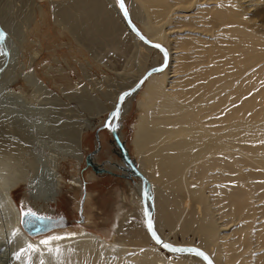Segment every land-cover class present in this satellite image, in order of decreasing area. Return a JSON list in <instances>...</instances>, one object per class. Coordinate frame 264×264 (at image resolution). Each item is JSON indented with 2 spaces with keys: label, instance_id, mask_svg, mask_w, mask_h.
Returning a JSON list of instances; mask_svg holds the SVG:
<instances>
[{
  "label": "bare ground",
  "instance_id": "bare-ground-1",
  "mask_svg": "<svg viewBox=\"0 0 264 264\" xmlns=\"http://www.w3.org/2000/svg\"><path fill=\"white\" fill-rule=\"evenodd\" d=\"M27 1L30 5V0ZM117 1L107 0L117 15L106 7V0L51 2L57 22L80 42L84 40L93 46L115 38L110 46L123 51L129 45L127 39H132L135 58L142 67L137 72L139 76L130 86L116 90V97L103 111L111 112L110 126L119 95L123 94L115 124L121 146L115 143L121 151L115 152L125 161L109 164L112 169L122 171L127 179L135 176L140 179L133 187V209L124 211L125 216L116 226L112 242L109 233L103 237L84 228L78 232L56 231L33 240L24 232L20 224L22 213L11 196V191L26 177L24 174L12 177L0 174L7 228L12 234L19 233L17 237L21 243L31 244L38 250L27 257L32 264H206L196 251L164 249L150 236L142 224L145 220L142 193H145L153 231L161 242L177 243L170 240L174 231L186 236L193 233L199 237L196 248L208 256L211 264H264V254L255 256L252 253L255 249L257 252L264 250V35H259L245 23L239 0H213L216 6L208 10L210 19L213 25L223 27L224 35L210 36L203 42L198 35L196 42L185 41V46L192 49L190 57L177 62L175 50L178 51L180 41L170 35L167 24L182 14L174 12L171 0H133L130 7L127 0H123L136 28L140 31L139 25L144 26V32H140L147 41L163 48L171 46L165 47L164 53L135 34ZM39 10L42 12V8ZM116 23L125 30L124 33L127 32L126 37H131L125 38L126 42L122 41L123 34L117 33ZM217 38L220 39L217 41ZM152 51L156 55L161 52L164 59L160 66H155L158 69L149 72L133 90L138 80L150 70H145L143 64L146 53ZM126 71V75H131L134 69ZM30 78L37 89H47L33 72ZM84 90L82 87L76 94L82 103L94 109V101L92 104ZM139 93L142 96L138 104L141 114L135 124L133 139L137 164L123 143L122 119ZM19 128H13L11 132L24 140L25 134ZM89 128L95 126L89 123L84 129L73 127L63 131L64 143L69 146L66 157L76 162V170L84 161V132ZM1 135L0 153L18 149L7 144ZM122 149L134 168L144 176L143 182L126 161ZM60 159L53 160L50 176L45 182L37 187L35 182L29 196L31 202L49 207L57 199L62 183ZM73 183L80 187L79 176ZM259 219L262 220L255 234L252 230ZM232 235L237 236L230 238ZM54 237L61 239L53 240ZM43 240H52V244L46 247L41 243ZM190 241L185 245L188 246ZM242 247L244 251H241ZM160 248L172 253V258L167 259ZM55 249L60 250L59 255ZM41 256L46 260L42 261Z\"/></svg>",
  "mask_w": 264,
  "mask_h": 264
},
{
  "label": "rangeland",
  "instance_id": "rangeland-1",
  "mask_svg": "<svg viewBox=\"0 0 264 264\" xmlns=\"http://www.w3.org/2000/svg\"><path fill=\"white\" fill-rule=\"evenodd\" d=\"M51 1L53 0H30L29 5L27 0H4V2L0 0V17L6 15L5 18L12 23L10 24L5 18H0V34L5 36V39L0 41V135L3 133L1 136L6 143L8 142L7 144L13 145L16 149L18 147L17 150L12 148V152L0 153V174L4 177L24 174L23 176L26 177L11 191V196L22 214L31 209L36 214L56 219L54 229L51 231L28 235L24 230L33 240L56 231L67 232L72 230L78 232L82 228L87 229L84 225V220H87L85 221L88 226L87 230L93 228L92 230L97 232L91 229L89 231L98 235L102 234L103 237L109 233L108 236L112 242L117 229L116 226L125 216L124 213L133 209V187L139 178L135 176L126 179L127 177H124L123 172L120 171L114 172L115 174L107 172L96 181H89L87 176L92 171V167L87 159L94 156L100 165H104L110 160L109 155L120 162L124 160L123 157L115 154L117 150L121 151L115 141L114 144L117 146L115 153L113 146L107 144L106 148L105 142L113 141V137L105 126L106 118L110 116L111 112H104L103 110L108 108L116 97V90L119 91L120 88L130 86L135 81L142 67L139 66L138 60L135 58L136 51L133 49L132 39L128 38L129 35L126 37L127 32L124 33L125 30L122 28L121 31L118 23H116L117 33L123 34L122 41L126 42L125 38H128L129 47L126 45L127 47L122 51L119 48H114L113 45L110 46L115 38H111L112 41L108 39L106 44L91 46L87 41L76 40L57 22ZM171 2L174 12L182 14V16H175L177 21L171 20L167 24L168 31L171 32L170 35L180 41L178 51L175 50L178 52L176 54L177 62H183L190 57L192 49L185 46V41L192 40L193 42L195 40L196 42L198 35H201L200 41L202 42L207 41V38H211L210 36L214 38L217 34L218 37L224 35L222 33L224 32L223 27L213 25L210 19L208 10L216 6L213 0H203L202 2L199 0H181L180 4H178L179 0H171ZM127 3V6L130 7L133 0H127ZM117 4L119 6L118 1ZM239 4L242 6L245 23L257 31L259 35H264V0H239ZM106 7L109 10L111 8V11L117 15L112 4L108 2ZM40 8H42V12H40ZM118 17L116 16V18ZM139 27L140 31L144 32V26L139 25ZM219 39L217 38V41ZM183 42L184 48H182ZM165 47L171 48L170 45ZM158 54L159 58L153 51L146 53V56L149 55L150 57H146V62L143 64L145 70L160 66L162 63L160 61L164 58L161 52ZM130 68H133L134 72L131 75H126V70ZM32 72L45 85L46 90L37 89L38 86L33 84L30 78ZM82 87L85 88L84 93L87 92V97L90 96L89 99L92 104L94 101V109L82 103L83 101L76 94ZM106 94L109 96L106 97ZM141 98V93L135 95L132 100V108L122 119L123 142L126 144L129 156L137 164L138 157L133 146V139L135 124L141 114L138 105ZM97 101L100 103L98 104ZM89 123L95 128L86 129L84 132L85 139H83L82 146L84 161L76 170L74 166L76 162L66 157V155L69 156V146L64 143L63 131L73 127L84 129ZM18 127L25 134L24 140L17 138V135L11 132V129ZM105 131L106 134L100 148V135ZM110 148L112 153L106 152V149ZM55 158L62 159V161L59 160V173L62 176L61 192H59L57 199L49 204V207L39 202H31L29 196L32 195L33 186L37 183L35 185L37 187L47 180ZM119 161L115 162L118 163ZM92 163L96 167L98 166L95 158H92ZM108 164L109 162H107ZM32 165L35 167L32 168ZM105 170L109 171L108 169ZM44 175L45 178H43ZM76 176H79L81 180L80 187L73 185ZM92 177L90 176L91 179ZM91 190L98 192L96 205L99 209V219L89 214L91 210L90 196L87 194L86 199H84L85 194ZM118 190L125 192L129 197L125 203V210L118 209L117 213H112V204L118 198L115 192ZM122 199L126 201L125 196H122ZM109 215L110 217H108ZM6 219V213L2 208L0 190V264H32L28 261V256L19 260L16 258L21 249L27 248V245L21 243L17 236H13L7 228ZM140 220H142L141 217ZM261 220L255 222L256 227L252 230L255 234L259 229ZM95 221L100 223L95 224ZM93 224L98 226L92 227ZM142 224L146 229L144 219ZM106 226L108 227L105 228ZM237 226L238 223L234 225V227ZM166 232L169 233L167 228ZM236 236L232 235L230 238ZM170 240L174 243L177 242L175 244L182 245L191 240L188 246L190 244L199 247V237L193 233H188L186 236L181 232L174 231ZM160 250L167 259L172 258V253L161 248ZM241 251H244V247ZM252 253L255 256H260L264 254V250L257 252L255 249ZM192 258L197 259L198 257L193 256ZM41 259L42 261L46 260L43 256Z\"/></svg>",
  "mask_w": 264,
  "mask_h": 264
},
{
  "label": "water",
  "instance_id": "water-1",
  "mask_svg": "<svg viewBox=\"0 0 264 264\" xmlns=\"http://www.w3.org/2000/svg\"><path fill=\"white\" fill-rule=\"evenodd\" d=\"M120 2V5H121V0H118ZM122 6V11H123V14H124V18L127 22V24L133 28L135 34L137 36H139L143 41H145L147 44L149 45H152V46H156L161 52H165L164 51V48L160 45H157V44H154V43H150L149 41L146 40V38L141 34V32L136 28V25L131 21L129 15H128V12L124 6V4L121 5ZM164 66V62L162 64L161 67ZM158 68L154 67L152 69H150L148 72H146L137 82L136 86L133 87V90L135 88H137L141 82L144 80V78L149 74V72L151 71H154ZM132 90V91H133ZM122 96L123 94H120L119 95V98H118V102L116 104V108L114 110V113H113V117L111 119V125L108 126V118H106V121H105V125L107 127H109V130L112 134V137L114 138L115 142L118 144V146L120 147L121 146V142L118 138V135L116 133V130H115V124H116V121H117V118H118V114H119V105H120V101L122 99ZM123 150V153L125 155V159L126 161L132 166V169L134 170V172L141 177L142 179V182L144 180V176L136 169L134 168V166L132 165L130 159L127 157V155L125 154L124 152V149ZM142 201H143V210H144V215H145V222H146V227H147V231L148 233L150 234V236H152V238L157 242V239L156 237L153 235V226H152V223H151V219H150V215H148V208H147V202H146V194L145 193H142ZM38 216H40L41 218H46V219H41V220H33L32 223H30V227L29 226H26L25 223H23L22 221L25 219V217L23 216L22 214V219L20 221V224L22 226V228L25 230V232H27L29 235H35V234H40V233H44V232H47L48 230L52 229L54 226H55V221L56 219L55 218H52V217H49V216H45V215H41V214H37ZM149 225H151V228L149 227ZM158 243V242H157ZM162 248L164 249H171V250H177V249H183V250H193V251H198V252H201L203 253L205 256H207L202 250L196 248L195 246H179V245H175V244H168V243H165V242H161V243H158ZM165 245H168L169 247H165ZM208 258V256H207ZM202 259L205 261L206 264H211L210 263V259L208 258L207 260L204 259L202 257Z\"/></svg>",
  "mask_w": 264,
  "mask_h": 264
},
{
  "label": "crops",
  "instance_id": "crops-1",
  "mask_svg": "<svg viewBox=\"0 0 264 264\" xmlns=\"http://www.w3.org/2000/svg\"><path fill=\"white\" fill-rule=\"evenodd\" d=\"M110 133V132H109ZM105 134H106V131L105 132H102L101 133V139H100V143H99V146H100V148H101V146H102V141L104 140V137H105ZM85 139V138H84ZM123 143H125V142H123ZM107 144L109 145V146H113L114 147V153H115V150H117L116 149V145L114 144V139H113V141H108V142H105V145H106V148H107ZM126 149H127V147H126ZM112 150H111V148L110 149H106V152H109V153H112L111 152ZM128 151V150H127ZM129 153V152H128ZM116 154V153H115ZM118 156V155H117ZM109 157H110V160L109 161H107V162H109V163H112V164H114V163H116L115 161H119V160H115V158L113 157V156H111V155H109ZM92 158H95V162L98 164V166L96 167L95 165H94V163H92ZM87 161H88V163L91 165V167H92V171L91 172H89V174H88V176H87V178H88V180L89 181H96L97 179H99L100 177H102L105 173H107V172H109V173H113V174H115L114 172H120V170H117L116 171V169H112L111 168V164H108L107 165V162L104 164V165H100L98 162H97V159H96V157H94V156H91V157H89L88 159H87ZM120 162V161H119ZM105 169H108L109 171H107V170H105ZM90 176H93L92 177V179L90 178ZM115 176H117V175H115ZM124 176V175H123ZM127 179V178H126ZM116 194H117V199H116V201H115V203L114 204H112V213L113 212H116L117 213V210L118 209H123V210H125V203L127 202V200H128V197H129V195H126L125 194V192H122V191H116L115 192ZM87 194L90 196V198L89 199H91L90 200V211H89V214L91 215V216H93V217H96V218H98L99 219V214H98V211H99V209H98V207H97V205H96V200H97V198H98V192H96V191H88L86 194H85V197H84V199H86V196H87ZM92 194V195H91ZM91 196H92V198H91ZM122 196H125L126 197V201H124L123 199H122ZM84 209H85V203H84ZM111 213V214H112ZM110 214V215H111ZM110 215L108 216V217H110ZM84 217V216H83ZM102 218V217H101ZM100 218V219H101ZM152 218H153V215H152ZM154 219V218H153ZM85 221H87V220H84V225L86 226V228L88 229V226L86 225V222ZM98 223H100V222H98V221H95V224H98ZM95 224H93V225H91L92 227H96V226H98V225H95ZM101 224H103V223H101ZM108 226H106L105 228H107ZM90 228V227H89ZM91 230L93 229V228H90ZM89 229V230H90ZM92 231H95V230H92ZM95 232H97V231H95Z\"/></svg>",
  "mask_w": 264,
  "mask_h": 264
},
{
  "label": "snow or ice",
  "instance_id": "snow-or-ice-1",
  "mask_svg": "<svg viewBox=\"0 0 264 264\" xmlns=\"http://www.w3.org/2000/svg\"><path fill=\"white\" fill-rule=\"evenodd\" d=\"M123 4V0H121V5ZM5 39V36L4 34H0V41L4 40ZM23 216L25 217V219L22 221L23 223L25 224H30L32 223L33 220H41V219H46V218H41L40 216H38L35 212H33L31 209L23 212ZM149 227L151 228V225H149ZM19 235V233H13V236H17ZM153 235L155 236V232H153ZM61 239V237H54L53 240H59ZM157 242L158 243H161V241L159 240V238L157 237ZM41 243L43 245H45L46 247L50 246L52 244V240H43L41 241ZM165 247H169L168 245H165ZM51 250V249H50ZM38 251L36 248H34L31 244H29L27 246V248H24V249H21V251L17 254V259H21L22 257H25V256H29L31 255L32 252H36ZM57 255H59V252L60 250L59 249H55L54 250ZM177 251H181L179 249H177ZM197 255L203 257L204 259H208L207 256H205L203 253L201 252H198L196 253Z\"/></svg>",
  "mask_w": 264,
  "mask_h": 264
},
{
  "label": "flooded vegetation",
  "instance_id": "flooded-vegetation-1",
  "mask_svg": "<svg viewBox=\"0 0 264 264\" xmlns=\"http://www.w3.org/2000/svg\"><path fill=\"white\" fill-rule=\"evenodd\" d=\"M29 227H30V224H29Z\"/></svg>",
  "mask_w": 264,
  "mask_h": 264
}]
</instances>
